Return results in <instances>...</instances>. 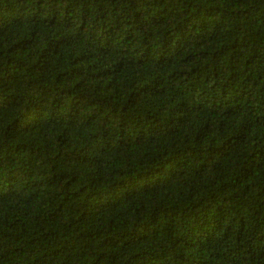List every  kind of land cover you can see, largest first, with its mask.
<instances>
[{"label": "trees", "instance_id": "16d2710c", "mask_svg": "<svg viewBox=\"0 0 264 264\" xmlns=\"http://www.w3.org/2000/svg\"><path fill=\"white\" fill-rule=\"evenodd\" d=\"M0 264H264V0H0Z\"/></svg>", "mask_w": 264, "mask_h": 264}]
</instances>
